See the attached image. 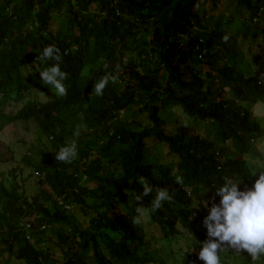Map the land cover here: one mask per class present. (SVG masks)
<instances>
[{
	"label": "trees",
	"instance_id": "16d2710c",
	"mask_svg": "<svg viewBox=\"0 0 264 264\" xmlns=\"http://www.w3.org/2000/svg\"><path fill=\"white\" fill-rule=\"evenodd\" d=\"M228 2L233 9L219 13L220 0H0V115L10 98L33 92L26 78L40 80L33 62L44 46L60 49L67 73L64 96L28 99L11 117L39 120L43 133L34 150L44 156L39 163L35 155L24 159L41 173L36 195L29 198L14 173V182L0 181V264H168L158 252L173 234L184 230L198 247L208 239L202 219L219 201L214 186L227 176L240 189L251 187L264 169V152L256 151L264 121L252 109L264 104V81L241 64L243 44L250 58L264 50V18L254 22L264 0ZM230 24L233 30L223 28ZM109 73L117 81L96 96L94 82ZM183 117L210 124L218 139L190 135ZM82 127L89 139L80 138L76 158L56 161L51 149ZM149 140L159 160L167 145L170 162L151 158ZM256 155L263 158L255 162ZM140 177L153 189L142 206L159 188L172 197L149 215L153 240L132 223ZM193 199L205 204L193 209ZM22 220L31 222L30 239ZM220 255L223 264H264V256L253 260L247 252ZM186 264L203 261L189 255Z\"/></svg>",
	"mask_w": 264,
	"mask_h": 264
},
{
	"label": "clouds",
	"instance_id": "9594fccd",
	"mask_svg": "<svg viewBox=\"0 0 264 264\" xmlns=\"http://www.w3.org/2000/svg\"><path fill=\"white\" fill-rule=\"evenodd\" d=\"M117 14L120 15L121 13L117 12ZM262 17L264 18L263 11L254 18V22L259 21ZM221 39L226 42L228 36L224 35ZM35 60L39 62L36 63L34 61L33 63L36 65L35 71H38L40 83L47 86L54 94L45 99L39 98L38 95H32L34 94L33 92H30L31 95L29 96L23 95L16 99L10 98L9 100L12 102H10L9 105L5 104L3 106V114L0 115V121H6L8 124L16 122L24 124L33 122L36 126L35 132L37 140L40 143V135L43 133V130L39 120L34 118L29 120H22L20 118L11 119V117L27 105L25 103L28 99L48 101L57 96H64L66 94L64 81L66 80L67 73L61 69L62 57L60 49L55 45L50 44L44 46L41 51L36 53ZM118 70L119 65H117V71ZM27 73H23V75L25 76ZM260 79L264 81L263 76H260ZM261 80H259L260 84L262 83ZM116 81L117 76L111 73L101 76L92 86L95 95L101 96L105 87L110 82L115 83ZM256 104H258V102L252 104V109L254 113H260L262 115V121H264V114L260 111H255L253 108ZM259 104L264 108V104ZM20 105L21 107L17 109ZM74 135H78V133H74ZM255 140L256 137L251 139L254 145L256 144ZM261 150L264 152L263 143L256 147V151ZM76 156L77 147L73 140L59 147L55 151L54 159L56 161L68 163L75 159ZM256 157L258 159L255 162H259L260 159L263 158L258 155H256ZM34 173L36 174L35 177L32 175L33 173L30 175V178L34 180L33 183L40 182V171L34 170ZM221 179L222 183L218 187L214 186V196H218L219 201L218 203H212L211 206L207 208V214L202 219V225L206 229L208 239L199 242L200 247H198L199 250L196 259L203 261V264H223L222 261L224 260V256L220 254L226 251L228 252L229 249L236 253L247 252L253 260L264 256V169H260L259 172L256 173V178L251 187L245 186L243 189L238 188V184L241 183L239 181H234L227 176ZM138 183L141 185L142 191L133 201V224L145 222L149 218L150 213H154L162 206V202H170L172 199L167 189L159 188L155 190V195L150 200L149 205L146 207L142 206V197L148 196L153 189L143 177L138 178ZM36 186L38 187V185ZM204 192L205 190L202 193ZM28 197L30 198L31 196L28 195ZM59 202L63 203L61 199ZM203 204H205L204 200L196 201L193 209ZM63 205L66 209H71V205L68 203ZM19 225L26 232V237L30 239L31 222L22 220ZM194 243L196 242H193L191 246ZM187 249L189 248H186L185 251Z\"/></svg>",
	"mask_w": 264,
	"mask_h": 264
},
{
	"label": "rangeland",
	"instance_id": "374dc122",
	"mask_svg": "<svg viewBox=\"0 0 264 264\" xmlns=\"http://www.w3.org/2000/svg\"><path fill=\"white\" fill-rule=\"evenodd\" d=\"M209 4L210 3H208L207 7H209ZM219 8V13L225 11L230 12L231 9H233V5L229 3L228 0H220ZM54 18L56 19L57 15H55ZM230 25H225L223 28L226 30H233V26ZM228 26H230V28H228ZM241 47L244 51V54L242 55L243 63L241 64L245 66H250V69L248 71H250L252 74H256V76L258 77H264V50L260 48V51L256 52V54L258 55L257 59L255 57L250 58L252 56V53L248 52L247 45L243 44ZM26 80L29 82V84L32 85L31 89L33 90V93H38L39 98L45 99L46 97L54 94L47 86L43 85L42 87H39L35 85L37 82H40V80H38L34 74H32V76H28ZM19 107H21V105L18 106L17 109ZM253 108L255 111H260L264 114V108L261 107L259 103L256 104ZM179 111L181 110L179 109L177 112ZM181 122L189 126L188 133L190 135L194 134V132H199L202 136L208 137L209 139H218L214 129L210 126V124L205 127V124L203 122H198V120L191 121V119L187 117L181 118ZM35 128L36 126L33 122H28L25 124L20 122L8 124L6 121H0V180H6L8 183L14 182V179H12V177L10 176L12 173H14L16 175L17 182L21 185L22 188H24L26 194L29 196L36 194L40 190V187L36 186V184L39 185L38 182L35 184L33 183L34 180L30 178V175L32 173L34 177L36 176V174L34 173L33 169L27 166V164L24 162V159L27 156L33 157L35 155L37 158L33 160L37 161L36 163H39L38 160H41L44 156L39 151L37 152L34 150V147H40L41 144L37 140ZM81 137L84 140L89 139V136L87 135V130H85V128L83 127L80 128L78 135H74L71 133L65 134L67 142H72L74 140L76 145L78 144ZM45 139L49 140L48 137H46ZM149 142L152 145V159L156 158L157 162H163L164 164L170 162L173 156L167 153L168 147L166 144H162L161 150L163 153H166L167 157L165 158V160H159L157 150L155 151V140H149ZM225 147L227 150L231 151L229 152V155L234 154V149L230 143H226ZM41 149L48 150L49 146L43 145ZM51 153H55L54 148L51 149ZM218 157L222 159L221 156ZM194 202L196 201L193 199V203ZM72 211H75L77 215L80 216V210H78L77 208L73 207ZM81 216H83V214H81ZM141 224L146 230L148 237L153 240L155 235L148 219ZM55 230H58L62 233H66L69 231V226H57ZM47 236H50L49 239L51 240L56 239V236L54 234L47 233ZM45 242L46 241H44V243ZM160 242L164 244V241ZM192 243L193 240L184 230L179 233L173 234L171 236L169 246H164V248L161 247V250H158V257L159 259H163L168 264H186L189 255H193L194 259L197 258V252L199 248L198 245L195 243L191 246ZM186 248L189 249L185 251ZM6 264L28 263L24 261H13Z\"/></svg>",
	"mask_w": 264,
	"mask_h": 264
},
{
	"label": "built area",
	"instance_id": "2783aa9c",
	"mask_svg": "<svg viewBox=\"0 0 264 264\" xmlns=\"http://www.w3.org/2000/svg\"><path fill=\"white\" fill-rule=\"evenodd\" d=\"M68 207V206H67Z\"/></svg>",
	"mask_w": 264,
	"mask_h": 264
}]
</instances>
